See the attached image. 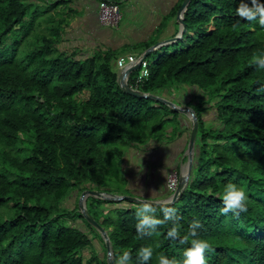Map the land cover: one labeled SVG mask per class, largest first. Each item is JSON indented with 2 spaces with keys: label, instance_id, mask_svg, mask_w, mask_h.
<instances>
[{
  "label": "trees",
  "instance_id": "16d2710c",
  "mask_svg": "<svg viewBox=\"0 0 264 264\" xmlns=\"http://www.w3.org/2000/svg\"><path fill=\"white\" fill-rule=\"evenodd\" d=\"M71 1L0 0V264H108L96 254L84 258L91 238L70 220L77 216L95 228L64 201L87 189L131 194L127 154L173 141L181 131L178 111L118 84L122 50L86 55L64 46L77 15ZM240 3L192 0L183 37L193 36L190 44L152 53L149 77L137 86L191 106L199 118L191 179L170 206L181 235L200 219L199 234L211 244L207 264H264V69L253 60L264 54V26L239 16ZM154 42L134 50L141 54ZM188 88L196 92L183 99ZM208 110H215L219 126L207 125ZM228 181L248 196L238 216L220 212ZM88 199L91 215L93 209L110 213L103 223L92 216L108 232L115 258L123 249L134 257L147 244L154 251L147 264H156L159 252L183 258L189 245L167 237L171 221L141 237L135 228L141 204L108 211L116 202ZM155 207L162 217V206Z\"/></svg>",
  "mask_w": 264,
  "mask_h": 264
},
{
  "label": "crops",
  "instance_id": "0c3cea01",
  "mask_svg": "<svg viewBox=\"0 0 264 264\" xmlns=\"http://www.w3.org/2000/svg\"><path fill=\"white\" fill-rule=\"evenodd\" d=\"M101 1L103 0L71 1L70 6L75 9L77 15L66 31L65 47L80 49L86 55L99 50L113 49L122 50L120 57L129 54L139 56L140 52L134 50L135 47L143 46L153 40H156L153 43L155 44L172 38L180 31L181 25L177 19V12L184 0H110L119 5L121 12V18L115 26H108L101 22L99 16ZM115 67H118V64ZM121 73L122 70L119 68L118 74ZM188 121L190 120L187 116L181 115V131L173 141L161 144L160 147L164 152L161 159L153 161V154L150 152L146 155V149L140 152L131 151L127 154L125 168L129 172L136 170L134 177L129 174L130 188L138 187L144 196L145 191H148L145 197L155 195L158 196L157 199L167 198L170 191L168 181L167 178L161 179L160 174L171 169L179 174L187 156L186 151L191 134V124ZM135 156L137 163L132 168ZM127 161L132 162L131 166H128ZM151 180H153V186L148 188V182ZM137 183H139L138 186Z\"/></svg>",
  "mask_w": 264,
  "mask_h": 264
},
{
  "label": "clouds",
  "instance_id": "9594fccd",
  "mask_svg": "<svg viewBox=\"0 0 264 264\" xmlns=\"http://www.w3.org/2000/svg\"><path fill=\"white\" fill-rule=\"evenodd\" d=\"M237 13L247 21H254L264 26V0H241ZM253 60L257 68L264 69V54L254 56ZM221 195L223 206L220 212L231 211L238 216L246 210L248 196L242 185L228 181L223 184ZM160 211L163 214L162 217L156 215L157 209L151 202H142L135 210L137 234L141 237L151 236L157 231L159 225H165L171 221V226L167 229V237L179 239L181 243L187 242L189 246L184 249L182 259L170 257L163 252L156 253V264H207L205 251L211 250V244L208 239L199 234V229L202 227L200 219H192L188 225L187 234L181 235L176 208L162 206ZM153 255L151 244L142 245L136 249L134 257L131 250L123 249L116 257L115 264H147Z\"/></svg>",
  "mask_w": 264,
  "mask_h": 264
},
{
  "label": "water",
  "instance_id": "95a60500",
  "mask_svg": "<svg viewBox=\"0 0 264 264\" xmlns=\"http://www.w3.org/2000/svg\"><path fill=\"white\" fill-rule=\"evenodd\" d=\"M192 0H184L182 3V6L177 12V19L181 25L180 31L177 35H175L172 38L159 41L152 46H150L148 49L143 51L137 61L125 69L121 74L118 75V84L121 86V88L128 94L139 97V98H146V99H152L157 102L163 103L168 105L171 109L178 111L181 114H186L189 116L191 121V134L189 138V143L187 147L186 154L188 156L187 160V169L184 173H181L179 176L178 186L177 188L171 193V195L164 199H150V198H139L132 195H119V194H113L101 190L96 189H87L82 192L79 198V207L82 215L84 218L102 235L104 242L106 244L107 248V262L108 264H115V251L113 244L110 240L109 234L106 231V229L91 215L89 212V209L87 207V198L88 196L96 197L97 199L106 200V201H113V202H122V201H130L135 202L138 204H141L144 201L151 202L154 206H170L175 204L178 200L181 199L184 192L186 191L191 175L194 168V162H195V153H196V142L197 137L199 133V118L197 116L196 111L191 106H180L174 103L173 101L162 97L157 94L153 93H146L139 89L133 88L129 83V75L135 71H137L144 59L149 57L152 53L160 49L164 45H168L170 43L178 42L180 39L184 37V35L187 33L186 28V22H185V13L187 11V8Z\"/></svg>",
  "mask_w": 264,
  "mask_h": 264
},
{
  "label": "rangeland",
  "instance_id": "374dc122",
  "mask_svg": "<svg viewBox=\"0 0 264 264\" xmlns=\"http://www.w3.org/2000/svg\"><path fill=\"white\" fill-rule=\"evenodd\" d=\"M192 38H193V36H190V34L188 33L185 38H182V39L179 40L180 42L178 44L174 45V43H175L174 42V43H170L168 45H164L162 47V50L161 51L160 50H157L156 53L160 54L161 52H172L177 47L178 48H183V47L185 48L186 46H188L190 44ZM153 41H156V40H153ZM149 59H151V58H149ZM115 71L117 73H119V67H115ZM194 92H196V91H194L193 88H188L187 90H185L184 92L181 93V95L183 96V97L182 96L181 97L184 99L188 95L193 94ZM181 115H185V116H187V118H189V116L186 115V114H181ZM204 117L206 119V123H207L208 126H212V124H214L215 126H219L220 125L219 120L216 118L215 110H208V111H206L204 113ZM189 120H190V118H189ZM188 122H189V124H191V121H188ZM159 143L163 144V143H167V142L166 141L165 142L162 141V142H159ZM161 144L154 143L151 147L149 146L148 149L146 148V150H147L145 152L146 155L151 152L153 154L152 155V160L153 161H157V159H159V158L161 159L163 157V153L164 152L162 151V148L160 147ZM155 150H156V153L158 152L159 154H156L155 153ZM131 151H135V150L134 149H131ZM136 156L133 159V160H135L134 164L131 162L132 163V166L137 163V157ZM187 160H188V156H186V158H185V160L183 162V166L180 169L179 176H180L181 173H184V171H186V169H187ZM127 162H128V166H131V163L129 161H127ZM125 166H126V163H125ZM132 168H134V166ZM126 173L128 175V179H129L130 178L129 177V174H130L131 177H134L136 175V170L133 169L130 172L129 171L127 172V170H126ZM175 173L176 172H175L174 169L167 170V171H163L164 178L165 179L167 178V181ZM152 184H153V180H151L150 182H148V188H151L153 186ZM168 184H169V182H168ZM138 185H139V183H137V186ZM145 186H146V184H145ZM127 188H129L130 193H131V194H127V195H132V196H136V197H139V198H150V199H157V197H158V196H155V195H148L149 197H145L147 195L148 191H145L146 194L144 196V194L141 192V190L138 187H136V189H134V188H132V187L130 188L128 186ZM79 198H80V194L78 192H76V193L73 192L64 201L63 206H65L66 208L70 209L71 211L72 210H75L78 207L79 208V212H81L80 211V207H79ZM88 198L87 199L89 200V202H90V200L97 199L96 197H93V196H88ZM158 199H160V198H158ZM129 202L130 201H126V202H124V201H122V202H116V203H114L115 205H108L107 206V208H108L107 210L108 211H111L117 205H120V207L127 206L128 205L127 203H129ZM135 204H138V203H135ZM97 212L98 211H96V209H93V211H92L93 214L92 215H96V218L99 219V221L101 223H103L102 218L105 217V216L108 217L109 214H110V213L107 214L104 211H100V212H98V214H97ZM70 224H72V226H74L76 228H79V229L87 232L89 234L90 238H91V245L88 248H86V249L83 250V256H84L85 259H89L93 254H96V255L100 256L101 259H106L107 258V253L105 251L104 243L102 241L104 239H103L102 235L96 229H93L91 227L89 228L88 227L89 225H87V223L83 219H81V218H79L77 216L76 217L73 216L71 218Z\"/></svg>",
  "mask_w": 264,
  "mask_h": 264
},
{
  "label": "built area",
  "instance_id": "2783aa9c",
  "mask_svg": "<svg viewBox=\"0 0 264 264\" xmlns=\"http://www.w3.org/2000/svg\"><path fill=\"white\" fill-rule=\"evenodd\" d=\"M99 16H100V20L103 24L108 25V26H115L118 24L120 18H121V12H120V7L117 3H115L114 1H110V0H103L100 2L99 5ZM139 56L134 55V54H129L126 56H121L118 59V67L122 70V72L127 69L128 67H130L131 65H133ZM137 73V75L135 76V85L136 86H132L133 88H137V86L141 83H143V81H145L150 74V69H149V62L144 59L139 67V69L137 71H135V73ZM134 74L131 73L129 75V80L131 78V76ZM179 174L176 172L173 176H171L168 180L169 184V188L171 193L177 188L178 186V181H179Z\"/></svg>",
  "mask_w": 264,
  "mask_h": 264
},
{
  "label": "flooded vegetation",
  "instance_id": "af4514ba",
  "mask_svg": "<svg viewBox=\"0 0 264 264\" xmlns=\"http://www.w3.org/2000/svg\"><path fill=\"white\" fill-rule=\"evenodd\" d=\"M160 178L161 179H164V174H160Z\"/></svg>",
  "mask_w": 264,
  "mask_h": 264
},
{
  "label": "bare ground",
  "instance_id": "6f19581e",
  "mask_svg": "<svg viewBox=\"0 0 264 264\" xmlns=\"http://www.w3.org/2000/svg\"><path fill=\"white\" fill-rule=\"evenodd\" d=\"M185 172V171H184Z\"/></svg>",
  "mask_w": 264,
  "mask_h": 264
}]
</instances>
